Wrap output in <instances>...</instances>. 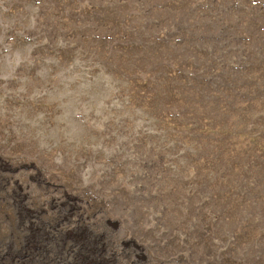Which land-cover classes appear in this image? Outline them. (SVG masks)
Here are the masks:
<instances>
[{
    "label": "rangeland",
    "instance_id": "rangeland-1",
    "mask_svg": "<svg viewBox=\"0 0 264 264\" xmlns=\"http://www.w3.org/2000/svg\"><path fill=\"white\" fill-rule=\"evenodd\" d=\"M31 205L115 264H264V0H0V264Z\"/></svg>",
    "mask_w": 264,
    "mask_h": 264
},
{
    "label": "trees",
    "instance_id": "trees-1",
    "mask_svg": "<svg viewBox=\"0 0 264 264\" xmlns=\"http://www.w3.org/2000/svg\"><path fill=\"white\" fill-rule=\"evenodd\" d=\"M25 209L27 215L15 216L22 228L21 249L15 254L28 252L33 264H115L108 240L87 222L73 220L59 226L49 220L45 209L33 205ZM13 253L8 250L6 259Z\"/></svg>",
    "mask_w": 264,
    "mask_h": 264
}]
</instances>
